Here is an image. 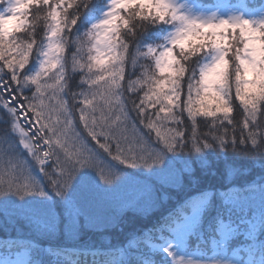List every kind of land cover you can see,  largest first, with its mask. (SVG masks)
Listing matches in <instances>:
<instances>
[{
  "label": "clouds",
  "instance_id": "9594fccd",
  "mask_svg": "<svg viewBox=\"0 0 264 264\" xmlns=\"http://www.w3.org/2000/svg\"><path fill=\"white\" fill-rule=\"evenodd\" d=\"M92 3L0 0V76L35 61L32 71L17 70L19 86L11 87L20 99L0 96V213L51 241L115 226L101 207L122 215L148 196L152 186L131 172L173 183L170 156L217 149L264 158V0L251 16L224 10V0L207 7L198 0H105L99 18L76 31ZM160 26L168 30L148 41ZM119 110L124 118L115 123L110 117ZM134 120L143 131L130 139L123 130ZM242 125L255 145L233 142L232 130ZM89 136L116 144L120 159ZM84 173L93 175L91 186L81 181ZM170 251L171 264H233Z\"/></svg>",
  "mask_w": 264,
  "mask_h": 264
},
{
  "label": "trees",
  "instance_id": "16d2710c",
  "mask_svg": "<svg viewBox=\"0 0 264 264\" xmlns=\"http://www.w3.org/2000/svg\"><path fill=\"white\" fill-rule=\"evenodd\" d=\"M213 1L198 0L204 5ZM230 1L235 3L239 0ZM258 3L259 0L256 3L249 0L246 5L255 8ZM99 5L100 2L93 1L87 13L82 12L76 31L86 28L99 17L102 7L95 11L92 21L88 17ZM167 30V26H160L153 29L146 39L156 40ZM34 67L35 61H32L25 71H32ZM140 127L143 130V126ZM236 135H240L239 129ZM184 158L189 163L186 173L178 185L171 188L166 202H161L155 210L142 215L127 210L115 226L103 232H86L71 241L42 238L33 234L30 226L25 228V224L18 221L15 225L5 221V214L0 213V249H28L29 264L36 261L40 264H52V261L56 264H109L118 260L121 249L125 258L119 264H144L146 259L153 260L154 264H169L161 251L155 248V242L162 241L161 236L167 238L174 222L191 213V200L203 197L207 198V203L190 225L186 240L188 252L203 258L212 254L214 241L218 240L220 228L224 226L227 235L219 249L221 254L239 253L243 258L264 255V191L259 189L264 181V158H246L217 149L184 155ZM4 207L7 210L10 205ZM101 236L111 239L105 241ZM49 244L51 247L45 250V245Z\"/></svg>",
  "mask_w": 264,
  "mask_h": 264
},
{
  "label": "rangeland",
  "instance_id": "374dc122",
  "mask_svg": "<svg viewBox=\"0 0 264 264\" xmlns=\"http://www.w3.org/2000/svg\"><path fill=\"white\" fill-rule=\"evenodd\" d=\"M93 1H97V0H93ZM102 3H103V0H100V5L98 6V8H96L93 12H91L88 15L90 21L94 19L95 11L101 8ZM223 7H224V10H230V9L242 10L247 16L255 15V14H258L259 12V11L257 12L250 11L243 3L231 5L228 2V0H224ZM87 8H85L82 11L84 14L87 13ZM141 131L143 130L141 129ZM169 159L171 161L170 170L176 173L178 176V179H176L173 183H161L157 179L145 177L139 172H131V175L133 177H138L140 181L147 182L148 184L152 186V189L147 197H141L138 201H135L134 203L130 204L129 207H127V209H125L123 212L127 210H131V211L136 212V214L142 215L143 212L155 210L161 202H166L165 199L168 197V193L171 191V188L178 185L179 180L182 179V176L184 173H186L188 169V165H189V163L186 162L184 155H182L181 157H176V156L171 157L170 156ZM80 179L87 186H91L94 182V177L91 173H84ZM161 179L164 182H168L171 179V177L164 176V177H161ZM206 203H207V198H203V197L195 198L189 202V207L191 208V214L185 215L181 221L176 222L175 226L171 230V237H169V239L167 238L164 244L161 245L162 251L165 247H168L169 245H171L172 247L170 250H173L174 252L184 255V256H191L194 259H196L194 256L190 255V253L185 251L184 241H185V237H186V233H187L189 225L199 215L200 211L203 210ZM100 212L105 217L110 218L113 224L118 222V220L121 217V215L117 214L116 211L110 205H107V204H104L101 207ZM17 221L18 223L25 224V228L30 226V225H27L22 219L17 220ZM109 227H106L105 229H108ZM221 233L223 236L225 235L226 232H225L224 227L221 229ZM122 255L125 256V253L123 252ZM215 259H222V258L211 256L209 259L201 260V261H212ZM119 260H122V257L119 258ZM119 260L116 261V264H119ZM223 260H230L233 262V264H248V263L240 262L237 257H232L230 259H223ZM27 261H28V255L25 252L15 255L13 258H1L0 259V262H2V264H28Z\"/></svg>",
  "mask_w": 264,
  "mask_h": 264
},
{
  "label": "snow or ice",
  "instance_id": "6c2138e0",
  "mask_svg": "<svg viewBox=\"0 0 264 264\" xmlns=\"http://www.w3.org/2000/svg\"><path fill=\"white\" fill-rule=\"evenodd\" d=\"M64 6L67 7V3H65ZM30 59L31 58L29 57V61H30ZM27 66L28 65H24L23 68H19V66H14L11 68V70L5 69L3 76H0V96L8 97L9 99L14 98L13 103L15 102V100L20 99V97L15 96L16 88L11 87V86L14 83L16 84L17 87L19 86L18 81L20 79V76L17 74V70L19 68V72L23 73V71L26 69ZM5 78H6L7 82H5ZM20 108L21 109L24 108L23 101H21ZM7 110L13 111V109L11 108L10 105L7 106ZM122 112H123V110L114 111L112 116L110 117V119L115 123H119L121 121V119L124 118L122 116ZM141 125L142 124L140 121L134 120V121H132V123L130 125H128L124 128L123 134L127 138L135 139V138L141 136V133H142L141 128H140ZM258 131L259 130H257V134H258ZM196 135H197V129L193 128V130H192L193 138H195ZM93 139L100 141V143L97 145V147L102 152H104L105 154H111L113 159H117V160L120 159L119 155L117 154V145L116 144H112L111 147H109L108 144L103 143V139L101 137H95V138H93L92 136L88 137L89 141H92ZM232 140L234 143L235 142L244 143L246 140L253 145H255L257 143L256 139L254 138V134L252 132H249V133H247V135H245L243 125L241 126L239 136L236 135L235 130H232ZM208 146L209 145L205 142L204 147H208ZM45 147H47V144H44L42 146L41 151H43V148H45ZM83 147L85 148V150H87V142L83 143ZM128 150L132 151L134 149L130 145ZM193 150L198 152V151H200V147L196 143H193ZM121 162H123V161H121ZM102 164H103V161L101 159L97 158V159H95L93 166L97 167V170L99 171L100 170L99 166ZM163 251L167 255L172 256V252L170 251V247H165L163 249Z\"/></svg>",
  "mask_w": 264,
  "mask_h": 264
}]
</instances>
